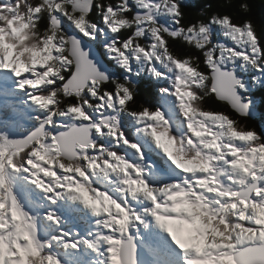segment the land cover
<instances>
[{"label": "snow or ice", "instance_id": "snow-or-ice-1", "mask_svg": "<svg viewBox=\"0 0 264 264\" xmlns=\"http://www.w3.org/2000/svg\"><path fill=\"white\" fill-rule=\"evenodd\" d=\"M94 3L102 10L104 23L111 33H126L132 30L131 35L123 41H117L114 37L98 41L107 46V52L111 58L118 60L126 72H133V59L139 61L143 58L148 70L155 78H166L163 72L157 70L155 63L166 61L165 67H168L169 71L172 70L170 66H174L177 74L172 87L162 89V94L174 96L179 102L182 114L187 120L190 137L179 139L174 136L170 122L159 109L154 112L146 107L139 111L134 110L137 93L132 80L127 78L124 81L111 80L89 58V53L83 49L81 41L62 29L59 17L71 21L79 33L95 40L98 28L89 19ZM133 6L139 11L134 12ZM21 9H23L22 13ZM162 9H167V13L174 18L178 26L176 30H169L158 23L156 16ZM245 11H247L246 8ZM6 12L10 13V16L5 15ZM184 17L180 0H131V3L130 0H120L118 4L109 3L106 6L98 4L97 0H40L36 4L31 3V0H23V3L21 0L0 2V69L14 73L18 78L20 89L32 90L29 94L31 103L40 112L47 113L46 116L35 117L38 127L23 141L11 140L6 134L0 135V201L8 202H0V209L11 207L9 221L12 217H15L17 221L22 220L26 213L8 182L6 176L8 169L14 172L31 171L32 174L39 171L43 172L44 176H52L55 173L61 178L67 173L75 172L79 173V177H83L87 175L88 168L96 169L98 165L91 164L85 169L77 167L73 170L64 165L61 157L71 160L77 158L78 149L95 147L96 150L108 152L111 160L107 162V167L124 174L122 181L126 186V191L122 193L124 199L118 201L108 193L96 190L85 181H80L77 186L70 185L69 192L73 193L70 196L71 200L80 201L98 217L101 215L103 206V214L110 221L107 224L108 232L113 233L112 224L118 225L119 236L103 235L109 246L108 264H137L136 246L132 237L128 236L126 240L121 237L129 232L130 217L142 223L144 216H151L159 227L169 234L184 254V264H213L212 249L215 246L209 247L207 244L204 232L207 225L202 224L201 228H196L199 231L195 229L197 233L195 242L191 237L188 239L182 237L180 234L182 227H173V225H195L197 221L201 222L200 216L194 214V209H203V214L212 221H215L218 215L215 210L208 209L205 203H197L198 200H202V197L193 195L192 189L200 192L201 189L196 187L197 183H203L204 176L212 174V158L203 154L204 149H215L219 153L223 150L214 137L210 143L201 148L202 135L198 134L200 130H194L191 117L193 114L223 117L231 121L229 127L235 129L231 133L233 137L238 136L240 141L254 139L260 145H264V139L258 136L254 129L239 130L236 119L230 118L227 113L216 111L212 114L199 107V104L204 102L205 96H210L225 102L240 117H247L249 105L244 102L238 92V89H244L245 85L236 77L234 69L229 70L228 64L241 60L264 72V44H262L264 38L257 34V29L251 21L237 23L230 14L212 15L208 22L192 23L191 26L184 23ZM45 18H47V26L43 39L29 46L26 44V41L31 39L28 28L38 25L41 19L45 20ZM213 25L219 26L225 38L235 42L236 48L213 45L211 41ZM121 29L125 31L122 32ZM146 32L151 34V39L155 43L150 45L142 43ZM168 38L173 41L183 40L189 45H194L203 55V69L201 63L195 58L191 56L180 58L174 54ZM53 58H55V64L52 63ZM24 73L28 74L24 75ZM57 81L62 84L57 85ZM108 85H114V87L108 88ZM45 87L51 90L47 93L42 92ZM201 92L204 95H201ZM85 93L97 101L94 110L98 113L118 109L119 112L128 113L139 122L146 123L147 126L141 131L152 139L156 147L162 150L176 169L187 174L183 183L165 184L161 187L151 186L138 165L129 162L116 152L97 146L93 139V132L98 135L103 132L107 135L109 129H112L114 131L111 137L118 143L122 142L138 153L141 152L138 144L129 143L120 130L116 117L100 119L88 125L72 124L65 126L62 131H56L55 114L57 108L61 106L59 99L61 96L79 98V102L69 103L67 107L62 108L65 116L79 114L84 117L80 121L91 120L86 114V108H93V104L86 98ZM209 135L212 136L211 133ZM185 145L188 148L195 146L194 153L186 151ZM227 147L231 160L223 155L221 158L229 167L238 170L242 175H247L251 180V186L240 193L225 189L218 193V200L220 196H238L240 200H254L264 206V175L256 177L253 174L249 167L253 164V160L248 158L237 143L230 142ZM141 159H143L142 153ZM112 161H118L120 166H116ZM260 167L261 172L264 173V164ZM79 177H77L78 180ZM31 182L41 187L45 183L40 179H34ZM238 183L243 187L246 182L241 178ZM52 191L51 188L48 189L50 197ZM171 193H180V197ZM129 194L133 201L142 198L150 203L151 207L144 212V215L137 213L129 205ZM184 196H187L184 203L177 202L172 206L173 201H178ZM50 200L54 204L58 198H50ZM235 206L236 204L232 203V207ZM176 213H187V215H184L183 219H166V216H174ZM121 214L123 218H120ZM46 219L54 221L55 224L60 223V219L54 214L48 215ZM219 223L225 224V221L220 220ZM4 227L7 228L8 225L5 224ZM32 228L31 233L27 231L23 233L24 240L30 241L28 247H21L20 244L15 246L19 249L18 254L3 242L4 234L0 233V251H2L4 264H25L20 257H24L29 264H60L56 256L44 254L45 247L50 248L51 244L42 245L37 237L36 225ZM213 232L218 236L222 233L218 228L213 229ZM246 236L247 233H245ZM245 237H241L239 241L235 239V248L229 253V261L233 264H261L264 260V241L260 239V236H253L252 239H245ZM83 243L89 249L95 248V244L91 241H83ZM65 247L77 249L78 245L75 242L66 243Z\"/></svg>", "mask_w": 264, "mask_h": 264}, {"label": "trees", "instance_id": "trees-1", "mask_svg": "<svg viewBox=\"0 0 264 264\" xmlns=\"http://www.w3.org/2000/svg\"><path fill=\"white\" fill-rule=\"evenodd\" d=\"M39 2L40 0H31V3L33 4ZM119 2L120 0H97L98 4L104 6H106L108 3H112L115 5L118 4ZM180 2H181V7L183 8V12L185 14L184 23L188 26H191L192 23H200V22L206 23L211 19L212 15L230 14L237 23H247L251 21L257 29V34L260 35L262 38H264V0H180ZM244 5H247V11H245V8L243 7ZM93 8L95 9V13L92 14L90 17L95 18V16L98 14L97 19L104 22L102 10L100 9V12L97 13L96 9L99 8L96 7L95 3L93 4ZM135 9L136 7L133 6V10ZM160 13L162 16H164L166 22V24H163V26L167 27L169 30H176L178 26L176 25L174 18L167 13V9H163V11ZM162 16L160 18H162ZM59 18L63 19L64 23L66 24L67 30L79 33L78 30L75 29L71 21H68L64 17H59ZM46 26H47V18H45V20L41 19L39 24L35 25V27H37L38 30L35 33H32V35L38 36L37 41L41 37L40 34L42 35L45 33ZM106 30L108 34L105 32L103 33L105 40L114 37V39L117 41L126 40L128 35H131V31H132V30H128V32L126 33L113 34L111 33L107 25H106ZM121 31L123 32L125 31V29H121ZM211 33H213V38L211 39L213 45L225 43L230 45L227 47L236 48L235 42L232 41L231 39L225 38V36L223 35V30L219 26L213 25ZM81 35L83 36V34ZM148 35L149 33L146 32L142 40V43L144 45H148L146 44L148 42ZM168 39H169L170 47L172 48L174 54H176L180 58H188L190 56L195 58L201 63V68L203 69L204 67L203 55L198 49L194 47V45H189L186 41L183 40L173 41L171 40V38ZM33 43H36L35 39H33L32 44ZM262 44H264V40H262ZM245 47L248 46L245 45ZM156 51H159V49H156ZM110 63L113 66L115 65V68L117 70V75L121 74V76L123 77L121 79H117L116 81H124L126 78L128 79V72L120 68V64L118 60H115V62L110 61ZM231 64L233 66L235 65V67H238L240 72L245 73L249 77L248 81L254 87L251 93L255 94L256 96V100H257L256 105L258 106V109H261L262 112L261 116L255 119L251 117L242 118L237 113H234L231 110L230 106L227 105L225 102L218 101L214 97H210V96H205L204 102L200 103L199 107L204 111L212 114H215L216 111L227 113L230 116V118L236 119L237 127L239 130L248 131L254 129L258 134V136L264 139V72H262L263 74L261 75V78H259L258 77L259 74L257 72H261V71L256 68H253L252 65L250 71L246 72L245 70H247V68L245 67L244 61L236 60L234 63ZM228 67L235 68L229 65ZM135 76H136L135 71L129 73V79H131L133 83H135ZM60 84H62V82L59 81L57 85ZM107 87L111 88L114 87V85L113 86L108 85ZM48 89L49 91L51 90V88ZM135 89L137 93V103L133 105V109L139 111L142 110L143 107H146L154 112V109H152L151 106L152 101L154 100L153 94L150 91L145 90L143 88L135 87ZM201 95H204V93L201 92ZM85 96L89 100V102L93 104V108H86V112L89 115L94 114L93 116L97 118L95 115L96 111L94 110L97 101L93 100V98L89 96L87 93H85ZM63 97L64 96L59 97L60 101L61 98ZM65 98H67L69 101L65 103L61 102L62 106L65 105L64 107H67L69 103L79 102V98L75 96H69ZM122 114H128V113L122 112ZM208 116L219 117L216 115H208ZM18 222L20 225L24 224L23 221H18ZM56 229L60 231L59 234L61 236L65 235L63 223H59V227H56ZM3 234L6 235L5 232H3Z\"/></svg>", "mask_w": 264, "mask_h": 264}, {"label": "rangeland", "instance_id": "rangeland-1", "mask_svg": "<svg viewBox=\"0 0 264 264\" xmlns=\"http://www.w3.org/2000/svg\"><path fill=\"white\" fill-rule=\"evenodd\" d=\"M22 3H23V0H22ZM109 4V3H108ZM23 12V9H21V13ZM5 15H8L10 16V13H4ZM89 19L92 21V23L96 24V22L98 24H101L100 22H98V19H93L92 17L89 16ZM38 30L37 27L35 26H30L28 28V35L30 36V40L29 41H26V44H28L29 46L32 44V41L33 39L36 40V43H39V41L41 39H43V34L41 35L40 34V39L37 41V37L36 35H32V33H35L36 31ZM43 32V31H42ZM150 34V33H149ZM38 35V34H37ZM151 35V34H150ZM226 46H230L228 44H225ZM231 48V47H229ZM218 55V54H217ZM52 63L55 64L56 61H55V58H53L52 60ZM245 64V67L248 69H251V65L250 64H247L246 62H244ZM229 66H232V67H235V65L233 66L231 63L228 64ZM2 70H6V69H2ZM7 71V70H6ZM8 72H11L10 70ZM28 73H25L24 75H27ZM177 74V73H176ZM245 86L248 88L249 85L248 84H245ZM69 100L65 97L61 98V102L62 103H65V102H68ZM176 106H177V109L179 110V112H182L181 111V108L179 106V102L176 101ZM56 112L58 113V115H63V112H62V109H59L57 108ZM77 118H83L82 116H80L79 114H74V115H71L70 116V120H74V119H77ZM71 123V122H70ZM191 123H193V117H191ZM236 138L237 137H231L229 138L231 142H235L237 143V145L243 149V151L245 152V154L248 155V158L249 159H252L253 160V163L256 162L258 163V165L260 166L261 164H264V158L263 157H260L258 159H255L253 158L251 155L248 154L247 150H245L246 146H247V143L246 141H241V142H237L236 141ZM246 143V144H245ZM245 144V145H244ZM63 162V161H62ZM64 163V162H63ZM113 164H115L116 166H120L119 165V162L118 161H113ZM71 168L73 170L76 169L75 166H71ZM261 168V167H260ZM99 171H101L103 174L106 175H114L116 176L117 173H119V171H113V169L111 167H104L103 165L99 167ZM9 173V171L7 170L6 171V175ZM106 175V176H107ZM245 176L246 175H240L239 178L237 179V182L243 178L245 180ZM117 179V177H116ZM240 202L243 201V200H239ZM0 202H3V201H0ZM3 203H8V202H3ZM232 203H235L236 206L235 207H232ZM241 203H237L236 201L235 202H231L230 205L233 209V211L235 212V215L234 216H238V219L235 221L236 225H240L241 226H244L245 222L248 221V226L251 227V225L253 224H257V221H260V220H264V206H261L259 205L258 203H256L255 201H251V200H247V202L245 203L244 206H241L240 205ZM227 207H230V206H227ZM203 212V209H199ZM3 214V212L0 211V216ZM242 218V220L240 219Z\"/></svg>", "mask_w": 264, "mask_h": 264}, {"label": "clouds", "instance_id": "clouds-1", "mask_svg": "<svg viewBox=\"0 0 264 264\" xmlns=\"http://www.w3.org/2000/svg\"><path fill=\"white\" fill-rule=\"evenodd\" d=\"M243 7L247 9V5H244ZM99 10L100 9H96L97 13L100 12ZM133 11L137 12V11H139V9L136 8ZM94 13H95V9L93 8V5H92L91 15ZM97 15L95 16V18H93L94 20L97 19ZM79 38H81V37H79ZM196 129L197 128L194 126V130H196ZM198 134L203 135V131L200 130ZM257 223H264V220L257 221ZM235 228H239V226L236 225L234 227L233 233H229L228 235H225V233L222 232L220 234L221 239L226 243L227 248H228V251H222L219 254L221 256L222 260L225 262V264H227V262L229 261V253L235 248V243H227V241L230 239L231 235H235V239L237 241H239L241 239V237H245V233H247V236L245 237V239H252L253 238V235L251 234V232L249 230L241 229L239 232H235ZM260 239L262 241H264V235H260ZM216 247H219V245H216ZM218 264H219V262H218ZM261 264H264V260L261 261Z\"/></svg>", "mask_w": 264, "mask_h": 264}, {"label": "water", "instance_id": "water-1", "mask_svg": "<svg viewBox=\"0 0 264 264\" xmlns=\"http://www.w3.org/2000/svg\"><path fill=\"white\" fill-rule=\"evenodd\" d=\"M76 38L81 41V45H82L83 49L89 53V58L97 65L99 70L108 76V73L103 71V67H102L103 61L101 60V57L98 56V54L95 51L90 50L87 43L84 40H82L79 37H76ZM229 70H231V69H229ZM235 75L238 79L242 80V78H243L242 75H239L236 71H235ZM240 95L242 96V94H240ZM245 103H247L249 105L247 116H250L251 118H255L259 114V112L256 111L254 108H251V106H250L251 101H247Z\"/></svg>", "mask_w": 264, "mask_h": 264}, {"label": "bare ground", "instance_id": "bare-ground-1", "mask_svg": "<svg viewBox=\"0 0 264 264\" xmlns=\"http://www.w3.org/2000/svg\"><path fill=\"white\" fill-rule=\"evenodd\" d=\"M4 78L7 80V76L6 75L4 76ZM42 92L46 93V92H48V90H42ZM173 227L177 228L176 225H173ZM180 234L182 235V233H180ZM159 243H160V246H170L174 250L177 249V247L171 242V238H170L169 234L166 231H164V230H163L162 235L160 237V242L157 239L158 246H159ZM171 257L173 259V263L174 264L175 263H180L183 260L182 256H173V255H171Z\"/></svg>", "mask_w": 264, "mask_h": 264}]
</instances>
